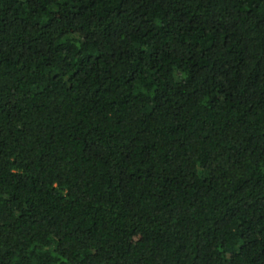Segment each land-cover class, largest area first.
<instances>
[{
    "label": "trees",
    "instance_id": "16d2710c",
    "mask_svg": "<svg viewBox=\"0 0 264 264\" xmlns=\"http://www.w3.org/2000/svg\"><path fill=\"white\" fill-rule=\"evenodd\" d=\"M0 264H264V0H0Z\"/></svg>",
    "mask_w": 264,
    "mask_h": 264
}]
</instances>
